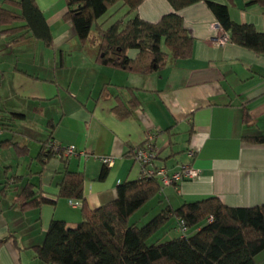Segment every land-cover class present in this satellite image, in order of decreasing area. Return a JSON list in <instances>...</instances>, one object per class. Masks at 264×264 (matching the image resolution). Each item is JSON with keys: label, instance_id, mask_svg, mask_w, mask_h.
Masks as SVG:
<instances>
[{"label": "crops", "instance_id": "crops-1", "mask_svg": "<svg viewBox=\"0 0 264 264\" xmlns=\"http://www.w3.org/2000/svg\"><path fill=\"white\" fill-rule=\"evenodd\" d=\"M35 1L53 33L51 47L31 34L13 42L0 26V110L10 127L0 142L11 141L0 144V238H8L0 264H44L34 249L52 221H82L81 200L58 198L67 170L84 174L85 205L95 210L116 198L120 184L141 178L132 152L148 139L158 150L154 167L173 172L190 164L200 174L161 183L146 217L211 197L229 207L264 205V143L245 139L264 135V55L232 41L217 45L228 32L213 27L218 20L206 2L180 12L194 38L192 57H170L155 73L135 74L97 62L96 49L84 46L65 18L66 0ZM214 1L229 6L234 23L264 33L259 5ZM172 11L166 0H146L137 14L155 23ZM122 112L130 115L121 119ZM50 142L76 146L77 153L44 157ZM100 156H112L114 164ZM28 185L56 202L25 207Z\"/></svg>", "mask_w": 264, "mask_h": 264}, {"label": "trees", "instance_id": "trees-1", "mask_svg": "<svg viewBox=\"0 0 264 264\" xmlns=\"http://www.w3.org/2000/svg\"><path fill=\"white\" fill-rule=\"evenodd\" d=\"M145 1L66 0L65 18L72 22L83 45L96 49L98 63L135 74L155 73L166 67L170 57L175 60L192 57L194 38L184 27L180 12L199 2L210 6L233 43L264 55V33L252 25L234 23L228 5L214 0H166L173 11L154 23L137 14ZM244 2L264 9V0ZM119 4L127 9L125 16L107 26L110 19L102 21V18ZM0 26L2 34L13 42L30 34L48 47L54 42L51 28L35 0L1 2ZM132 51H136L135 56L130 55ZM118 115L124 119L130 112ZM0 128L2 132L10 130L2 110ZM245 139L264 143V135ZM13 145L20 149L18 144ZM53 155L58 154L47 148L43 152L44 157ZM84 184L83 173L65 172L58 198L81 200L83 219L76 224L52 221L44 243L34 249L44 264H257L256 257L264 251V205L229 207L219 198L211 197L186 202L179 208L167 206L139 226L131 219L161 192L159 178L126 181L118 186L114 200L95 210L85 205ZM34 188L28 185L23 190L21 200L25 207L56 202ZM142 216L146 218L145 214ZM172 221L176 222L172 229L179 236L150 243ZM181 221L187 227L186 232L180 229ZM7 240L0 238V248Z\"/></svg>", "mask_w": 264, "mask_h": 264}, {"label": "built area", "instance_id": "built-area-1", "mask_svg": "<svg viewBox=\"0 0 264 264\" xmlns=\"http://www.w3.org/2000/svg\"><path fill=\"white\" fill-rule=\"evenodd\" d=\"M213 27L216 29H222L219 22L214 24ZM230 41V35L228 33H224L223 36L215 40V43L217 45L223 46ZM1 134L2 130L0 128V135ZM47 150L53 151L56 154L63 153L67 157L77 153L76 146H62L56 143H50L47 147ZM80 153L84 156H87V153L84 151H81ZM188 155L190 158H194L193 151H188ZM132 156L142 165L141 178L156 176L160 179L163 185L177 184L185 180H194L197 179L200 174L199 170L190 164H182L178 170L173 172H170L165 167L155 168L153 165L158 157V150L153 146L150 139H148L142 146L133 150ZM98 159H100L105 165L109 167L114 164V158L112 156H100ZM70 203L73 205V201H70ZM210 220H212V218H210ZM180 229L182 232L187 231L184 221H181Z\"/></svg>", "mask_w": 264, "mask_h": 264}, {"label": "rangeland", "instance_id": "rangeland-1", "mask_svg": "<svg viewBox=\"0 0 264 264\" xmlns=\"http://www.w3.org/2000/svg\"><path fill=\"white\" fill-rule=\"evenodd\" d=\"M119 5L114 7L113 9H111L103 18L102 20L108 19L109 17L112 18L111 21H109L107 23V26L110 25L111 23H113L114 21H117L119 18H121L122 16H125V13L127 11V9L124 10H119ZM112 15V16H111ZM122 17V18H123ZM165 49V47H163ZM166 50V49H165ZM188 154V153H187ZM186 154V155H187ZM146 210H148L147 208L142 209L141 211H139L132 219L131 222H138L139 226H143L146 223H148L153 217H155L158 213H160V209L156 210L155 212L151 213L149 216H147L146 218H144V216H142ZM174 227V222H170L165 228H163L159 233H157L153 239L150 241V243H154V242H164L167 241L169 239H172L173 237L179 236V233H177L176 231H174L172 228ZM256 263L257 264H264V251L262 253H260L257 257H256Z\"/></svg>", "mask_w": 264, "mask_h": 264}]
</instances>
